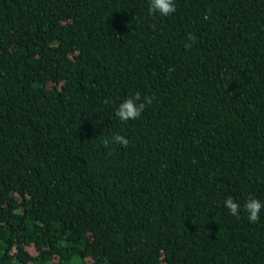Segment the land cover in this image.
<instances>
[{"label":"trees","instance_id":"16d2710c","mask_svg":"<svg viewBox=\"0 0 264 264\" xmlns=\"http://www.w3.org/2000/svg\"><path fill=\"white\" fill-rule=\"evenodd\" d=\"M174 2L0 0V264H264V0Z\"/></svg>","mask_w":264,"mask_h":264},{"label":"clouds","instance_id":"9594fccd","mask_svg":"<svg viewBox=\"0 0 264 264\" xmlns=\"http://www.w3.org/2000/svg\"><path fill=\"white\" fill-rule=\"evenodd\" d=\"M148 11L151 15H159L161 17H168L176 11L174 0H148ZM187 39L189 41L195 40V36L192 33L188 34ZM190 44H185V47H190ZM151 97H144L143 100L139 92L124 99L116 109L115 115L124 122L129 120H137L140 118L142 112L145 110L147 104L151 103ZM129 141L121 136L114 135L111 140L104 139L103 145L105 148H109L110 144H118L127 147ZM224 205L229 209L232 216L238 217L240 214L241 205L234 202L232 197H228L224 201ZM244 211L248 215V220L251 223H256L260 219L261 210L264 209V202L259 199L249 198L243 205Z\"/></svg>","mask_w":264,"mask_h":264}]
</instances>
